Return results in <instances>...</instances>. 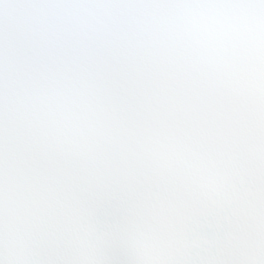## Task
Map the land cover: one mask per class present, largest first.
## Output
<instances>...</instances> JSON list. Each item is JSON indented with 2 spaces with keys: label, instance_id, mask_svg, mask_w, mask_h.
Masks as SVG:
<instances>
[{
  "label": "snow or ice",
  "instance_id": "6c2138e0",
  "mask_svg": "<svg viewBox=\"0 0 264 264\" xmlns=\"http://www.w3.org/2000/svg\"><path fill=\"white\" fill-rule=\"evenodd\" d=\"M0 264H264V0H0Z\"/></svg>",
  "mask_w": 264,
  "mask_h": 264
}]
</instances>
